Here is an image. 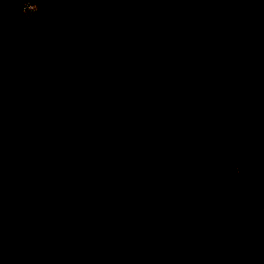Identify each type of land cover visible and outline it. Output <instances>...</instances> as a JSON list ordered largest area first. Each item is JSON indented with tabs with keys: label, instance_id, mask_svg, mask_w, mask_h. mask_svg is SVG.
<instances>
[{
	"label": "water",
	"instance_id": "obj_1",
	"mask_svg": "<svg viewBox=\"0 0 264 264\" xmlns=\"http://www.w3.org/2000/svg\"><path fill=\"white\" fill-rule=\"evenodd\" d=\"M56 2L0 11V264H259L264 0Z\"/></svg>",
	"mask_w": 264,
	"mask_h": 264
},
{
	"label": "trees",
	"instance_id": "obj_2",
	"mask_svg": "<svg viewBox=\"0 0 264 264\" xmlns=\"http://www.w3.org/2000/svg\"><path fill=\"white\" fill-rule=\"evenodd\" d=\"M20 1L22 0H0V11L5 9L13 12L15 4ZM38 6L39 10L48 11L56 21L54 40L67 39L77 35L67 27L58 12L56 0H39ZM251 156L252 154L237 166V175L229 181V187L242 190L264 208V159L251 158Z\"/></svg>",
	"mask_w": 264,
	"mask_h": 264
},
{
	"label": "built area",
	"instance_id": "obj_3",
	"mask_svg": "<svg viewBox=\"0 0 264 264\" xmlns=\"http://www.w3.org/2000/svg\"><path fill=\"white\" fill-rule=\"evenodd\" d=\"M39 11V6L34 0H22L15 4L14 13L20 17H25L29 14Z\"/></svg>",
	"mask_w": 264,
	"mask_h": 264
},
{
	"label": "rangeland",
	"instance_id": "obj_4",
	"mask_svg": "<svg viewBox=\"0 0 264 264\" xmlns=\"http://www.w3.org/2000/svg\"><path fill=\"white\" fill-rule=\"evenodd\" d=\"M37 2V4L39 5V0H34ZM5 10V9H4ZM58 40H61V39H58ZM253 157H257L259 159H264V147H262L261 149H259L258 151L254 152L251 156V158ZM259 264H264V259L259 262Z\"/></svg>",
	"mask_w": 264,
	"mask_h": 264
}]
</instances>
